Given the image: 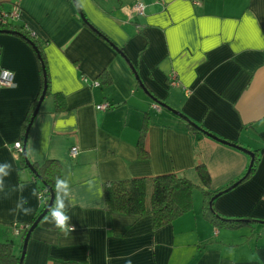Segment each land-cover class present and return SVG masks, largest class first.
Here are the masks:
<instances>
[{
	"label": "crops",
	"instance_id": "1",
	"mask_svg": "<svg viewBox=\"0 0 264 264\" xmlns=\"http://www.w3.org/2000/svg\"><path fill=\"white\" fill-rule=\"evenodd\" d=\"M76 1L89 25L73 0H0V9H18L10 21L29 29L43 58L23 37L0 32V68L14 73L13 86H0V166L11 165L0 192V242L12 241L20 255L22 230L16 229L44 204L38 197L43 183L13 147L19 140L31 163L60 162V178L71 188L72 201L65 203L73 229L65 233L49 222V210L31 231L22 264H264V0ZM138 1L143 15L131 11ZM111 43L133 63L140 83ZM45 73L48 91L26 137L30 103ZM171 73L179 86L169 83ZM54 92L64 96L61 111ZM104 101L106 110L95 108ZM161 102L257 151L250 176L213 202L224 217L257 221L215 226L198 196L191 210L158 228L151 215L104 208V181L174 172L201 191L195 166L203 164L209 189L216 190L246 170L245 152L196 131ZM145 112L148 155L141 158ZM20 197L30 214L12 211Z\"/></svg>",
	"mask_w": 264,
	"mask_h": 264
},
{
	"label": "trees",
	"instance_id": "2",
	"mask_svg": "<svg viewBox=\"0 0 264 264\" xmlns=\"http://www.w3.org/2000/svg\"><path fill=\"white\" fill-rule=\"evenodd\" d=\"M0 11H2V9H0ZM82 20L84 23L89 25V22L85 18V16H83ZM0 30H9L10 33L17 34L23 37L31 45L36 47L39 60L43 61L39 42L36 40V37L29 31V29H27V27L24 24L21 25L13 24L10 21V17H7L5 18V21H0ZM112 45L114 46L115 50H117L124 57V59L127 61L131 69L133 66V73L134 75H136L137 70L134 67L133 63L126 56V54L117 45L114 44ZM44 79L46 80L47 83L48 81H47L46 73L44 75ZM136 80L138 83H140L139 78L136 77ZM42 87L43 85H41L39 92L30 103V107L28 110L29 119H27V121L25 122V128H23V133L26 134V137L28 133L27 125L32 117V111L39 98V95L41 94ZM47 91L48 88L46 87V92ZM53 97H54L55 109L57 111L63 110L65 108V99L63 94L61 92H54ZM148 124H149V114L145 112L143 114L142 123L139 128V136L137 140V152H138V156L141 158H146L148 155L145 145L143 143V137L146 132V128ZM197 126L198 127L195 128V130L198 132L199 131L203 132L206 135H208L207 133H212L200 124H197ZM227 141L235 145L242 146L239 142H234L229 140ZM244 148L248 149L247 147ZM19 154H20L21 162L25 166H27V162H29L35 171L33 173L37 177L39 176L41 178V182L43 184L40 185L39 192L42 193V198L44 200L43 208L38 212V214L34 216L32 220L29 221L27 224H21L22 227L28 225L26 229L24 228L21 229L22 230L21 236L23 238L29 226L36 220L39 214H41L43 209L47 206L50 197V190L53 193V197H54L53 202H54L55 183H56V179L58 177H61V164L56 159H47L40 164L35 162L31 163L27 158L26 154L24 153V151H22ZM253 154L254 156L251 164H248L243 174L233 182L239 181L238 182L239 184L241 181L248 178L250 174L255 170L258 161V153L256 150H254ZM195 171L197 172L199 179L202 183L201 212L215 226H227L231 228H236L238 226H242V224L245 223L248 224L249 222L257 221L255 219L228 218L220 215L213 206L214 199L217 197L215 195L220 191H222V193L228 191V190L225 191L223 190L226 189L233 182H231L229 185L225 187L216 190H211L209 189L210 177L205 166L203 164H197L195 166ZM196 188H200V186L197 185L195 182H193L190 178L184 175H178L174 172L159 174L149 178L128 177L117 180H108L102 183L104 208L109 211L134 214L139 217L144 215H151L153 219V226L155 228H158L162 225L172 222L176 217H178L183 212L191 210L193 204V192L194 189ZM212 196L215 197L212 200L211 204H209V200L212 198ZM16 226L18 225L16 224ZM19 256L20 255L15 254L13 251L12 241L7 240L0 242V264H18ZM54 263L68 264L67 261H61L56 259H54Z\"/></svg>",
	"mask_w": 264,
	"mask_h": 264
},
{
	"label": "clouds",
	"instance_id": "3",
	"mask_svg": "<svg viewBox=\"0 0 264 264\" xmlns=\"http://www.w3.org/2000/svg\"><path fill=\"white\" fill-rule=\"evenodd\" d=\"M10 171V164L5 163V165L0 166V192L4 191V177L8 176L10 174ZM20 190L22 191V188ZM55 192L56 198L54 205L50 208L49 222H53L57 228L67 233L73 230L68 224L70 217L66 214L68 205H66L65 203V198L68 199V203H71L72 201L69 181L66 178L58 177L55 183ZM61 193H63V196L61 195ZM5 195L7 196V193H5ZM33 195H36L35 191H33ZM25 204H27V199L24 197H20L17 201L16 207L12 209V211L22 212L25 215L30 214L31 208L25 207ZM128 264H131V262L129 261Z\"/></svg>",
	"mask_w": 264,
	"mask_h": 264
},
{
	"label": "water",
	"instance_id": "4",
	"mask_svg": "<svg viewBox=\"0 0 264 264\" xmlns=\"http://www.w3.org/2000/svg\"><path fill=\"white\" fill-rule=\"evenodd\" d=\"M73 1H74V4H75L76 8H77L78 13H79L80 16L83 18V13H82V11H81V9H80V7H79L77 1H76V0H73ZM0 32H8V33H10L9 30H0ZM34 47H35V46H34ZM36 50H37V49H36ZM132 70H133V66H132ZM135 77L138 78V75L136 74ZM45 91H46V82H45V80H44L43 88H42L41 94H40V96H39V98H38V102H37V104H36V106H35V108H34V110H33V112H32V117H31V119H30V122H29L28 125H27V129H29V126H30V124H31V122H32V120H33V117L35 116V114L37 113V111H38V109H39V106H40V103H41V101H42V99H43V97H44ZM160 104L163 105L164 107H166L167 109H169V110H170L171 112H173L174 114H176V115L180 116L181 118H183V119L186 121V123L189 124L191 127H194V128H197V127H198L197 124H195L194 122H192L191 120H189V119H188L185 115H183L180 111L171 108L170 106L166 105L165 103H162V102H161ZM207 134H208V136H210V137H212V138H214V139H216V140H218V141H220V142H222V143L229 144V145H231V146H233V147H235V148H238V149L242 150L243 152H245V153L250 157L249 164H251L252 159H253V156H254L252 150H250V149H246V148H244V147H242V146L235 145V144H233V143L228 142L227 140H224V139L218 138L215 134H212V133H207ZM27 166L30 168V170H31L32 172H35L34 169L32 168V166H31V164H30L29 162H27ZM38 178L41 180V178H40L39 176H38ZM238 182H239V181H235V182H233L232 184H230V185H229L226 189H224L223 191H225V190H229V189L235 187V186L238 184ZM221 193H222V191L218 192L215 196H218V195H220ZM215 196H212V198L209 200V204H211V202H212V200L214 199ZM53 199H54V197H53V193H52V191L50 190V197H49V200H48L47 206L43 209V211L41 212V214H39V216L36 218V220H35V221L29 226L28 230L26 231V233H25V235H24V237H23L22 245H21V253H20V256H19L18 264H22L23 256H24V252H25V247H26L27 241H28V239H29V236H30V234H31V231H32L33 228L37 225V223H38L39 220L43 217V215H44V214L49 210V208L52 206V204H53Z\"/></svg>",
	"mask_w": 264,
	"mask_h": 264
},
{
	"label": "built area",
	"instance_id": "5",
	"mask_svg": "<svg viewBox=\"0 0 264 264\" xmlns=\"http://www.w3.org/2000/svg\"><path fill=\"white\" fill-rule=\"evenodd\" d=\"M144 9H145V5L144 3L138 1L135 2V4H133V6L131 7V11L136 14V15H143L144 14ZM18 9L16 7H14L12 10L10 11H5L2 10L0 11V21H5V18L7 17H14L17 15ZM169 83L172 86H179L180 82L176 76L175 73H171L169 75ZM14 84V73L7 69V68H0V86H6V87H11ZM93 85H99V83L97 81H95L93 83ZM109 107L108 102L104 101L101 102L99 104L95 105L96 109H101V110H106ZM15 152L16 153H21L23 151V146L21 141H16L13 145ZM77 152V147L76 146H72L69 150V155L70 156H74ZM38 197L41 198L42 197V193L39 192ZM28 227V225H26L25 227L20 226L19 228L16 229V231L21 230V229H26Z\"/></svg>",
	"mask_w": 264,
	"mask_h": 264
},
{
	"label": "rangeland",
	"instance_id": "6",
	"mask_svg": "<svg viewBox=\"0 0 264 264\" xmlns=\"http://www.w3.org/2000/svg\"><path fill=\"white\" fill-rule=\"evenodd\" d=\"M199 197V199L201 200V198H202V194H201V191H200V189L199 188H196V189H194V192H193V197Z\"/></svg>",
	"mask_w": 264,
	"mask_h": 264
}]
</instances>
